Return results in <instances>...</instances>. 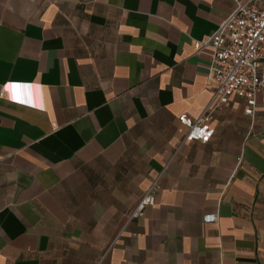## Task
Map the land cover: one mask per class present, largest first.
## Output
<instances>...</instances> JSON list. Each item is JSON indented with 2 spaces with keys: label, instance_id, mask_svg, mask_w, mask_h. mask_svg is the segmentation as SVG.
I'll return each instance as SVG.
<instances>
[{
  "label": "crops",
  "instance_id": "0c3cea01",
  "mask_svg": "<svg viewBox=\"0 0 264 264\" xmlns=\"http://www.w3.org/2000/svg\"><path fill=\"white\" fill-rule=\"evenodd\" d=\"M234 8L0 0V264H264V95L208 142L180 121L212 100L196 44Z\"/></svg>",
  "mask_w": 264,
  "mask_h": 264
},
{
  "label": "built area",
  "instance_id": "2783aa9c",
  "mask_svg": "<svg viewBox=\"0 0 264 264\" xmlns=\"http://www.w3.org/2000/svg\"><path fill=\"white\" fill-rule=\"evenodd\" d=\"M202 47L212 51L210 71L216 87L210 104L197 120L180 117L188 128L184 141H210L215 129L209 122L233 97L244 101L245 115H255L258 94L264 95V0H235L233 12L209 40L196 44L197 49ZM159 179L141 198L130 219L141 217L147 207L156 205ZM206 218L209 222L215 220V216Z\"/></svg>",
  "mask_w": 264,
  "mask_h": 264
}]
</instances>
